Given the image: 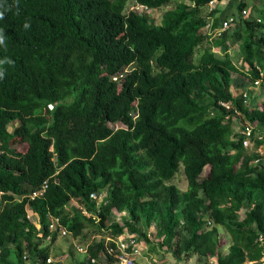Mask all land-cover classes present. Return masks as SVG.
Listing matches in <instances>:
<instances>
[{"label": "trees", "instance_id": "1", "mask_svg": "<svg viewBox=\"0 0 264 264\" xmlns=\"http://www.w3.org/2000/svg\"><path fill=\"white\" fill-rule=\"evenodd\" d=\"M128 1L0 0V264H60L47 263L42 246L58 235L53 217L85 242L78 264H91L105 237L126 228L178 261L261 264L264 140L245 147L234 118L264 136V83L261 108L234 96L228 49L240 41L247 72L238 87L247 90L264 70V9L258 21L243 12L249 0H228L235 21L208 42L209 0H180L158 23L146 9L171 0H134L127 10ZM181 165L183 189L172 182Z\"/></svg>", "mask_w": 264, "mask_h": 264}, {"label": "rangeland", "instance_id": "2", "mask_svg": "<svg viewBox=\"0 0 264 264\" xmlns=\"http://www.w3.org/2000/svg\"><path fill=\"white\" fill-rule=\"evenodd\" d=\"M180 0H171L168 5L163 6V7H159L157 9H154L152 11L147 10L150 15L154 16L156 19V22L158 23L160 21L161 15L163 13V11L167 8H172L174 7L177 2H179ZM252 1L253 4V0H249V2ZM257 2V1H255ZM134 4V0H129L127 3V10H130V8H133L134 6H132ZM264 4V0L258 1L256 3V6L262 7ZM138 6V5H137ZM223 8L220 9V4L218 3V5L216 6V9L218 11H222L224 10L226 14L228 13H232V11H235L234 6L232 4L228 3V0L223 3ZM258 7V8H259ZM139 8V7H137ZM141 8H139L140 10ZM257 9V8H256ZM252 10V9H251ZM250 9L247 8V13H249ZM257 11V10H256ZM252 12L254 13L255 11L252 10ZM256 13V12H255ZM254 13V14H255ZM202 14L203 15H207L209 16V20L211 21V19L217 15H219L220 13H214V14H210L208 12V9H206L205 7L202 9ZM203 31L209 36L208 38V42H212V40L214 39V37L212 36V34L205 28H203ZM207 44H204V46H206ZM240 41L234 43L231 45L228 53L230 54L232 60L237 63L238 60L240 59ZM216 52H219L217 48H215ZM202 52V48L199 49L197 55L195 56V60L200 56ZM239 67V68H238ZM242 69V70H241ZM244 69V70H243ZM246 70V67L244 68L243 66H240L237 63V71H233L232 72V76L235 77L237 76L239 73L242 74L244 73ZM238 72V73H237ZM260 101L262 102V97H259ZM249 101V100H248ZM247 101V102H248ZM256 104L258 103V101L256 100L255 102ZM250 104V103H247ZM135 105V103H134ZM134 115L136 114L135 111L132 112ZM236 122V121H235ZM236 124V123H234ZM9 129H11V125L8 126ZM12 145L19 151H24L27 147V143L25 140H15ZM248 147V146H247ZM179 171L177 172V174L174 176V178L172 179V182L176 183L181 189L185 188L186 186V181H185V176L183 173V166L181 165L179 167ZM209 166L207 165L204 168V173L206 174L208 172ZM71 205H77V203L74 200H71L70 203ZM29 218L30 220H32L33 222H35V225L38 227L39 224L36 222L37 221V215L35 213H29ZM112 217L115 220H120L121 222H123L120 218L122 216H119L118 212L113 209L112 211ZM152 231V228H150L147 232ZM219 236H220V243H221V247L220 250L222 252H225L228 248V244H229V237L227 236L225 230H223L222 228H219ZM93 236L90 235L89 238L87 240H89L90 238H92ZM99 237L98 235L96 236V238ZM151 237V234H150ZM85 242L82 241V239H80L79 237H73L71 235H57L54 241H48L45 240L42 242V246H49V256L51 257L52 260H61L62 262H64L65 264H78L77 261L80 260L81 258L84 257V254L77 251V246L79 245H83ZM145 254L144 256L148 257V260H150V262H163L164 264H213L211 260H213V258H210L209 260L205 261L204 259H199L196 256H193L191 258H186L183 259L181 261L176 260L170 253V251H167L165 248L161 249L158 246H156L155 251H150L149 247L147 249H145ZM26 262H28V260H26ZM145 262V261H144ZM143 264V263H142ZM243 264H255L253 262H244ZM261 264H264V257L262 258V262Z\"/></svg>", "mask_w": 264, "mask_h": 264}, {"label": "built area", "instance_id": "3", "mask_svg": "<svg viewBox=\"0 0 264 264\" xmlns=\"http://www.w3.org/2000/svg\"><path fill=\"white\" fill-rule=\"evenodd\" d=\"M216 0H209L206 4L209 11H212L215 8ZM234 22V17L229 15L225 17L218 27L211 29V23H207L206 28L211 29L212 34L214 36H220L225 30H227ZM263 72L260 71V76H262ZM261 79H256L254 84H259ZM242 97L244 98V102H246L247 94L243 93ZM221 105L226 108L230 109L231 104L229 102H220ZM256 128L255 122H243L239 124L237 128V132L241 133L244 137L243 145L245 147L252 146L253 141L252 137L257 138L258 140H264V136L261 135L259 131H254ZM263 148V147H262ZM260 151L263 149L258 148ZM47 187V182L44 181L39 188L34 189L29 194L30 198H34L36 196L41 195ZM91 198H102V195H97L96 193L90 194ZM86 213V211L83 210ZM33 213V212H29ZM119 216H123V212H118ZM28 219L29 214L27 215ZM121 219V218H120ZM122 220V219H121ZM32 221V220H30ZM120 225H124L119 219L117 220ZM33 222V221H32ZM37 222V221H36ZM35 223V222H34ZM49 230L56 231L58 235H65L66 230L65 228L59 223L57 217H53L49 224ZM150 235V232H148ZM46 240H51V235L46 236ZM145 249H147L146 243L142 238H138L137 234L128 230L127 228L119 235L115 237L106 236L104 239V251L100 252L97 256H89V261L91 264H152L150 260H148L147 256H144ZM77 251L87 255V246L86 245H79L77 246ZM26 258V254L24 255ZM58 261L60 264H65L61 260H52L50 256L46 258V262H55ZM145 261V262H144Z\"/></svg>", "mask_w": 264, "mask_h": 264}, {"label": "clouds", "instance_id": "4", "mask_svg": "<svg viewBox=\"0 0 264 264\" xmlns=\"http://www.w3.org/2000/svg\"><path fill=\"white\" fill-rule=\"evenodd\" d=\"M216 1H217V2H216V5H215V8H214L213 10H216L215 13H217V12L220 13V11H218V10L216 9V6L218 5V3H219L220 1H218V0H216ZM207 3H208V2H207ZM207 3H206V4H207ZM135 7H136V8H137V7L141 8L139 5H138V6L136 5ZM204 7H205L206 9H208L206 5H205ZM139 8H138V9H139ZM143 9H145V8L143 7ZM146 10H149V9H146ZM213 10H212V11H213ZM149 11H150V10H149ZM212 11H209V10H208L209 13L212 12ZM243 12H244V13H247V9H245V11H243ZM217 16H218V15H217ZM228 16H229V15H228ZM231 16L234 17V15H233L232 13H231ZM3 17H4V12L0 11V19H2ZM215 17H216V16H215ZM226 17H227V16H226ZM224 18H225V17H223V18L221 19V21H222ZM212 19H213V18H212ZM212 19H211V21H210V20L208 21V23H211V29H212ZM221 21H220V23H221ZM234 21H235V17H234ZM258 21H259V19H258ZM220 23H219V25H220ZM233 23H234V22H233ZM219 25H218V26H219ZM218 26H217V27H218ZM27 27H29V25H28V24H25V28H27ZM230 27H231V26H230ZM230 27H229V28H230ZM204 28L207 29L206 26H205ZM214 28H215V27H214ZM229 28H228V29H229ZM211 29H207V30L212 34V32H211L212 30H211ZM228 29H227V30H228ZM225 31H226V30H225ZM222 34H223V33H222ZM222 34H221V35H222ZM221 35H220V36H221ZM212 36H213V37H219V36H214L213 34H212ZM258 68H259V67H258ZM260 71L263 72L262 76H260ZM245 72H247V68H246ZM245 72L242 73V74H246ZM242 76H243V75H242ZM259 76H260V78H258V79H261V81H260L259 84H254V81H255V80H254L253 83L250 84V86H248V89H247V90H243V89H242V91H241L240 93L236 94V95H243V93H246V94H247L246 102H244V103H246V104H247V103H250V99L252 98L251 94H253V90H252V88L257 87V89L259 88V91H258V92H259V93L261 92V83H262V82L264 83V81L262 80V78H263V76H264V70H262V69H260V68H259ZM233 78H235V77H233ZM114 79H115V77H114ZM232 87H233V86H232ZM232 87H231V89H232ZM248 90H250V93H249ZM233 95H234V94H233ZM236 95H234V96H236ZM248 100H249V101H248ZM243 101H244V98H243ZM247 101H248V102H247ZM229 103H230V102H229ZM220 104H221V103H220ZM230 104H231V103H230ZM235 121H236V122H235ZM234 123H236V124H235V128H234L235 131H236L237 128H238V126H239V123H238L237 119H235V118H234ZM236 132H237V131H236ZM248 147H249V146H248Z\"/></svg>", "mask_w": 264, "mask_h": 264}, {"label": "crops", "instance_id": "5", "mask_svg": "<svg viewBox=\"0 0 264 264\" xmlns=\"http://www.w3.org/2000/svg\"><path fill=\"white\" fill-rule=\"evenodd\" d=\"M227 0H221L220 2H219V4H220V9H222L223 8V3H225ZM258 2V1H257ZM257 2H253V4H252V1H250L249 2V5H248V7L247 8H249L250 9V11H249V13L251 12L254 16H256L258 19L259 18H261V15H260V13H261V10L262 9H264V4H263V6L262 7H259V6H256V8H255V6L254 5H256V3ZM259 7V8H258ZM253 11H255L254 13L252 12V10ZM257 10V11H256ZM233 14V13H232ZM228 15H231V13H228V14H226V16H228ZM225 16V17H226ZM262 31H264V28L263 29H261ZM230 49V48H229ZM229 49H228V51H229ZM242 61V59H241V57H240V59L238 60V64L240 65V62ZM234 62V61H233ZM237 63H235L234 62V64H235V66L237 67ZM240 66H242V65H240ZM246 66V65H245ZM239 68V67H238ZM242 70V69H241ZM238 73V72H237ZM240 77H242V74H238L237 76H235V79L237 80V85H234L233 87H232V89H231V91H232V94H234V95H236V94H238V93H240L241 91H242V88H240V87H238L240 84H241V79H240ZM252 90H253V94H251V96L253 97V98H255V102H256V100L258 101V103H257V106H259L260 108H261V106H262V102L260 101V99H259V97H260V93L258 92L259 91V88L257 89V87H254V88H252ZM262 100H263V98H262Z\"/></svg>", "mask_w": 264, "mask_h": 264}]
</instances>
